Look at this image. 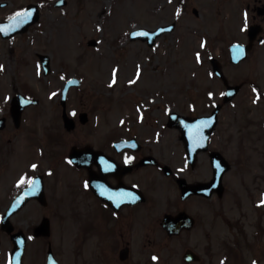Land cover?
Listing matches in <instances>:
<instances>
[{"label": "flooded vegetation", "instance_id": "af4514ba", "mask_svg": "<svg viewBox=\"0 0 264 264\" xmlns=\"http://www.w3.org/2000/svg\"><path fill=\"white\" fill-rule=\"evenodd\" d=\"M225 1L224 7L231 4ZM36 2L41 11L47 6L63 9L69 0ZM6 3L0 1V7ZM231 7L235 14L230 26L223 19L210 36L199 37L207 47L208 42H222L220 57L208 47L207 57L195 59L206 66L209 83L211 79L217 83V90L208 86L204 94L221 100L212 101L202 112L186 114L207 115L219 104L217 122L213 129L208 121L190 122L187 128L165 122L174 130V142L165 141L167 154H160L162 140L151 123L143 134L121 121L124 134L110 124V131L98 133L96 128L94 136L83 141L80 128L89 123L80 120L85 110L66 106L72 119L67 128L62 105L60 122L29 123L24 121L25 111L34 104L15 117L10 110L12 97L4 101L0 184L8 183L9 194L0 206L5 210L28 187L30 195L19 210L42 211L31 233L12 220V232L25 234L22 264H259V250L264 248V204L258 203L264 199V148H259L264 143V121L218 120L237 99L235 108L242 109L239 98L247 96L256 110H264V0H241ZM2 39L11 41L12 59V36ZM229 93L231 98L225 100ZM68 134H73L71 142ZM123 139L132 142L116 143ZM72 147L85 149L80 157L84 163L70 160ZM126 156L131 157L127 163ZM163 156L174 157V162H164ZM22 176L35 178V190L27 179L18 183ZM51 213L60 219L57 235L52 232ZM44 218L47 232L35 234ZM9 253L0 256V264H10Z\"/></svg>", "mask_w": 264, "mask_h": 264}, {"label": "rangeland", "instance_id": "374dc122", "mask_svg": "<svg viewBox=\"0 0 264 264\" xmlns=\"http://www.w3.org/2000/svg\"><path fill=\"white\" fill-rule=\"evenodd\" d=\"M4 1L7 3L0 7V17L38 0ZM224 1L69 0L63 9L43 7L34 24L12 37V59L8 51L11 41L0 37V107L17 91L30 93L39 103L26 109L25 122H60V90L64 79L75 75L81 78V83L70 88L67 107L88 113L89 123L80 128L81 140H90L96 128L98 133L109 130L110 124L118 127L114 130L116 133L124 134L126 131L119 128L121 121L146 134L145 128L151 123L162 140L159 146L163 154L168 149L165 141L174 142L173 128L165 125L169 110L199 113L212 101L221 100L204 94L208 86L214 90L218 87L213 79L209 83L206 66L195 59L207 57L209 48L216 57L224 50L222 42H208V48L204 40L199 41V37L210 36L223 19L230 26L235 14L231 5L241 0H226L225 3L231 4L225 7ZM193 7L197 14L192 12ZM171 21L176 22L174 29L158 36L151 47L144 40L128 38L132 27L152 29ZM91 37L97 41L95 46L86 43ZM35 52H44L50 57L51 69L46 75L37 63ZM239 99L241 117L240 110L235 108L239 106L237 99L235 106H226L219 114V122H239L246 118L264 121V110H256L250 96ZM72 135L67 136L70 142ZM263 144H259L261 151ZM23 154L29 155L32 151ZM171 160L174 162V157L163 156L164 162L171 163ZM3 185L2 182L1 204L9 194L8 183ZM3 211L0 206V215ZM41 214V210L25 207L11 216V221L31 233ZM51 216L52 232L57 235L60 219L52 213ZM10 248L9 237L0 230V256ZM263 249L259 250V264H264Z\"/></svg>", "mask_w": 264, "mask_h": 264}, {"label": "water", "instance_id": "95a60500", "mask_svg": "<svg viewBox=\"0 0 264 264\" xmlns=\"http://www.w3.org/2000/svg\"><path fill=\"white\" fill-rule=\"evenodd\" d=\"M26 9L31 10L30 17L26 18L18 27H13L8 32L0 31L3 36H8L10 34L13 35L16 32L23 31V30L26 29V27L29 24L33 23L37 19L38 15H37V12H36V6L35 5H32V4L31 5H27ZM194 11H195V9H194ZM12 23H13V21H10V20L4 21V22H0V24H12ZM172 26H173V24H171L169 27H159V28L154 29V30L146 29V28H136V29H133L130 32V38L131 39H134V38L147 39L148 43L152 44L153 40H154V37L156 35L160 34L165 29L172 28ZM88 43L89 44H94L95 41L91 39V40L88 41ZM39 57H40V60H41L42 67L44 69V74H46L49 71L48 56L44 55V54H40ZM71 84H75V85L79 84V79L78 78H70L67 81V83L65 84V86L63 88V91H62V96H61L62 105H65L66 91H67L68 87ZM36 102H37V100L35 98L26 97V96H24V95H22L20 93H17L16 95H14V97L12 99V104H11L12 113L17 117V116L20 115V112H21L22 108H24V106H26V105H28L30 103H36ZM216 111H217V107L212 111L211 115L203 116L201 118H196V119L197 120L198 119H206V120H208L211 123V125H213L215 123V121H216ZM84 115L85 114L82 113L81 117H83ZM63 120L65 122V125H67V127L69 128V122L71 121V119L66 116L65 112L63 113ZM81 120L84 121L83 118H81ZM192 120L193 119H191L190 117L180 115V114H178L176 112H171L169 114V122L168 123L169 124H174V123L177 124L178 122L179 123H187V122H190ZM83 152H84L83 149L79 150V149H76L75 147H73L71 149V152H70L71 160L76 162V163H80V162L84 163L85 160L81 159L82 155L84 154ZM14 210H12V203H11L10 207L6 210V212H5V214L3 215V218H2L1 228L3 230L7 231L8 233H10L11 230H12V224H10V222L8 220V216ZM45 227H47V224H46V222L43 221L42 224L39 225L38 229L41 230V229H43ZM38 232H40V231H38ZM17 234H19V232L18 233H14V234L11 233V238H12V235L15 236ZM23 241H24L23 238L20 239V240L16 239L13 251H11V255H10L11 264H14V261L17 262L16 264H20V257H21L22 251H23Z\"/></svg>", "mask_w": 264, "mask_h": 264}, {"label": "snow or ice", "instance_id": "6c2138e0", "mask_svg": "<svg viewBox=\"0 0 264 264\" xmlns=\"http://www.w3.org/2000/svg\"><path fill=\"white\" fill-rule=\"evenodd\" d=\"M179 11V10H178ZM31 14V10L28 9H22L16 13L13 14V16L9 17L10 21H13L12 24H0V31H4V32H8L10 31L13 27H18L26 18L30 17ZM240 46L238 45L237 48H239ZM198 58H199V54H197ZM0 67H2V65H0ZM132 81H129V83H131ZM254 91H256V89H253ZM209 96H212L213 93L209 92L208 94ZM257 95H259V93H257ZM131 159V157H125V162L127 163L129 160ZM31 167L35 168L36 165L33 164L31 165ZM25 179L28 180L29 184L32 186L33 190H35V185H36V180L34 177H21V180L18 181V183L23 182ZM264 195V194H262ZM129 196H131V194H129ZM258 203L260 204H264V199H261L260 201H258ZM154 259L156 258L155 256L153 257ZM255 264V262H254Z\"/></svg>", "mask_w": 264, "mask_h": 264}]
</instances>
